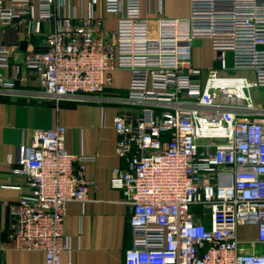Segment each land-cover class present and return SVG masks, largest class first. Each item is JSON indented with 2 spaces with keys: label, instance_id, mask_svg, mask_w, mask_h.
<instances>
[{
  "label": "built area",
  "instance_id": "2783aa9c",
  "mask_svg": "<svg viewBox=\"0 0 264 264\" xmlns=\"http://www.w3.org/2000/svg\"><path fill=\"white\" fill-rule=\"evenodd\" d=\"M96 3L82 16L58 11L69 0H0V29L24 24L44 35L24 68L56 102L98 98L112 85V72L129 71L121 100L135 109L114 117L124 165L110 182L130 209L125 264H264V109L249 95L264 88V0H190L188 17H161L154 33L141 0H104L116 17L112 31L94 15ZM196 36L220 43L218 69L192 64ZM0 68H14L2 30ZM20 75L17 65L13 79ZM0 87L12 89L3 78ZM65 132L61 125L36 131L8 158L26 184L17 187L21 196L0 253L40 250L45 264H61L70 248L66 206L86 201L92 182L88 159L65 150ZM251 224L257 239L245 252L238 228Z\"/></svg>",
  "mask_w": 264,
  "mask_h": 264
},
{
  "label": "crops",
  "instance_id": "0c3cea01",
  "mask_svg": "<svg viewBox=\"0 0 264 264\" xmlns=\"http://www.w3.org/2000/svg\"><path fill=\"white\" fill-rule=\"evenodd\" d=\"M90 2L69 0V7L58 11L85 16ZM35 6L37 16V2ZM93 10L94 15L103 20L105 29L116 28V17L106 13L104 0H97ZM141 13L149 19L154 33L161 17H188L190 0H141ZM49 22L43 25L44 31L51 28ZM0 30L14 66L13 69L0 68V78L12 88L2 90L0 87V237L7 238L11 230L13 207L21 196L17 187L26 184L24 176L12 173L8 158L16 157L21 144L29 145L36 131L61 125L66 128L65 150L88 159L85 177L92 182L86 201L67 203L63 232L70 248L62 253L61 264H125V253L132 243L130 209L121 191L113 189L110 182L113 173L124 165L117 154L114 117L119 111L135 109L121 100L126 97L129 71L112 72V85L98 98L56 102L43 94L36 77L24 68L30 51L42 47L44 35L30 34L24 24ZM218 45L220 43L214 39L196 36L190 43L192 64L203 70L218 69ZM227 55L230 60V50ZM17 65H21L20 77L23 78L15 80L13 73ZM246 73L240 75H248L253 81L254 75ZM252 89L249 95L254 106L264 109V88H255L259 90L257 100ZM238 237L242 249L251 252L250 242L257 239V226H239ZM0 264H45V255L40 250L7 249L0 253Z\"/></svg>",
  "mask_w": 264,
  "mask_h": 264
},
{
  "label": "rangeland",
  "instance_id": "374dc122",
  "mask_svg": "<svg viewBox=\"0 0 264 264\" xmlns=\"http://www.w3.org/2000/svg\"><path fill=\"white\" fill-rule=\"evenodd\" d=\"M230 61V60H229ZM230 62H229V66H230ZM242 73V72H241ZM244 73H246V72H244ZM246 74H248V73H246ZM249 75V74H248ZM253 94H254V97H255V99L257 100V96H258V92H259V90L258 89H252V91H251Z\"/></svg>",
  "mask_w": 264,
  "mask_h": 264
}]
</instances>
